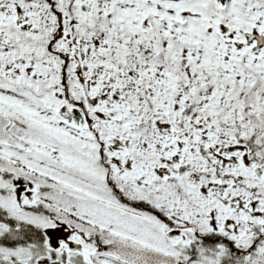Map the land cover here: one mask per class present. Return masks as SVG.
Segmentation results:
<instances>
[{
  "label": "snow or ice",
  "instance_id": "snow-or-ice-1",
  "mask_svg": "<svg viewBox=\"0 0 264 264\" xmlns=\"http://www.w3.org/2000/svg\"><path fill=\"white\" fill-rule=\"evenodd\" d=\"M0 264H264V0H0Z\"/></svg>",
  "mask_w": 264,
  "mask_h": 264
}]
</instances>
